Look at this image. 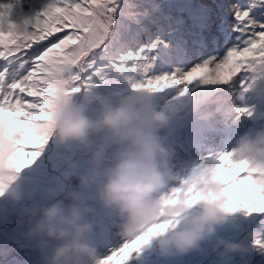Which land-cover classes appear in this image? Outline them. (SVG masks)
<instances>
[{
    "label": "snow or ice",
    "instance_id": "1",
    "mask_svg": "<svg viewBox=\"0 0 264 264\" xmlns=\"http://www.w3.org/2000/svg\"><path fill=\"white\" fill-rule=\"evenodd\" d=\"M12 7L0 2V127L16 148L11 163L18 170L32 165L48 144L34 128L43 123L54 81L62 77L73 93L91 88L94 78L103 80L113 69L141 91L180 84L185 91L194 84L229 91L243 87L252 70L264 68V0H48L19 25L9 21ZM209 168L224 185L226 210L264 213V188L253 184L245 165L232 161L227 150L193 174ZM192 179L169 196L193 203ZM166 227L154 226L110 248L101 264H127ZM254 244L264 249V240Z\"/></svg>",
    "mask_w": 264,
    "mask_h": 264
},
{
    "label": "clouds",
    "instance_id": "2",
    "mask_svg": "<svg viewBox=\"0 0 264 264\" xmlns=\"http://www.w3.org/2000/svg\"><path fill=\"white\" fill-rule=\"evenodd\" d=\"M54 87L44 121L34 132L46 135L48 142L82 146L88 166L75 176L78 183L73 186L66 183L76 169L75 161L71 162L60 174L54 202L21 212L27 217L22 221L25 237L35 241L41 264H101L91 243L93 225L85 219L90 212L86 195L90 190L100 207L115 218L118 235L125 241L137 239L154 226L168 225L144 244L154 243L165 258L198 250L235 212L226 210L224 185L210 168L190 175L197 197L193 203L169 196L185 179L169 166L172 148L158 134L166 117L152 108L148 101L151 92L133 88L117 105L102 106L93 119L86 114L92 103L90 88L73 93L67 77L54 81ZM237 96L244 103L234 105V110L245 109L238 113L249 119L264 103V68L249 73ZM98 136L103 142L94 140ZM227 151L232 161L245 165L253 184L264 188V123L238 135ZM15 156L16 148L6 129L0 127V197L13 202L20 199L17 181L26 168L18 170L12 165ZM216 244L222 248L218 253L221 260L240 248L223 240Z\"/></svg>",
    "mask_w": 264,
    "mask_h": 264
},
{
    "label": "rangeland",
    "instance_id": "3",
    "mask_svg": "<svg viewBox=\"0 0 264 264\" xmlns=\"http://www.w3.org/2000/svg\"><path fill=\"white\" fill-rule=\"evenodd\" d=\"M8 1L9 2H16L17 3V9H19L20 11H22V10L25 11V9H22L21 7H19V5L21 3H23V2L29 3L30 2V0H12V1L8 0ZM0 2H3V0H0ZM32 3H37V4H30L29 7H28V11L24 12V16L23 17H21V16H19V15H17V14L12 12V15L11 14L9 15V20L12 21L13 23L17 24V25L23 23V21L26 20V19L30 20L37 13L42 11L43 7L48 3V0H42L40 4H38L37 0H34ZM20 13H22V12H20ZM18 19L23 20V21L20 22V21H18ZM29 26H30V24L27 25V27H29ZM176 66H183V65L176 64ZM163 70H166V69H163ZM113 74H116L115 83L120 84V85L124 86L127 90L132 91L133 87L128 83V80L126 78L127 74H121L118 70H115V69L106 72L107 76H112ZM199 86H203V85H199ZM176 88H177V92L181 93L182 95L186 92L185 91V86L183 84L176 85ZM162 91H163V93L166 92L165 89L162 90ZM158 94H159V91L153 93V96H158ZM190 97H191V95L187 96V99L190 98ZM155 107L159 108V104L155 105ZM259 111H260V108L258 106V108L255 110L254 114L256 116H259L260 115ZM219 115L222 116L221 113H219ZM206 116H207V114L203 115L202 119L205 120ZM242 118H244V117H242ZM230 126H231L230 128H238L236 124H232ZM227 128H229V127H226V129ZM176 137H177V135L173 136L174 139H176ZM189 138H190V136H188V137L187 136H182L180 141L178 142V145L174 146L175 153H173V154L180 153L185 141L187 142ZM161 140L163 141L164 144L167 145L166 140H163V139H161ZM232 145H233V143L230 144V147H228L227 150H229ZM79 147H82V146H80L78 144H75V143H67V144H64V145H60L55 140L49 141L48 144L46 145L45 149L43 150L42 154L37 158V160L34 161L32 165H30V166L26 167L25 169H23L22 172L20 173L19 179L17 181L18 191L20 192V198H25L26 196H31V197H35L36 198L39 195V193H41L43 188L36 183L35 176H37V179L40 182L46 183V182H48V177H43L41 175V173L42 174H48V173L51 172L54 175H58L59 172H61V173L65 172L66 167H67V161L70 160V158H72L73 155L66 154L64 156H58L57 155L58 148H60V150H62V149L71 150V149H77ZM57 157H61V162H62V164L64 166V167H62L60 169H57V165H56ZM47 165H49L50 170H44V168ZM241 176H243L242 173H241ZM72 182H73L72 179H70L68 181L69 184H71ZM46 191L49 192V198H50V202H51L53 200V198H54L53 197V193L56 192L55 191V186L52 187V188H51V186H47L46 187ZM0 200L11 201L6 196L5 197H0ZM44 203L45 202H42V204H44ZM32 206L33 205L31 204L30 207H32ZM23 209L24 210L25 209H29V207L24 206ZM2 210L6 211L7 210V206L4 205L2 207ZM13 214H15V212L10 213L8 210L5 213L0 214V224L3 223V222H9L10 219H11V215H13ZM99 216H100V219H99V222H98L99 227H103L105 232H106V234L103 236V238L106 241H111L113 239V236H110L108 234V230L112 229L113 225H107L106 220H105L107 215H99ZM13 217H15V216L13 215ZM111 219H112V217H111ZM108 222H110V221H108ZM22 239L24 241L28 240L25 236H22ZM25 243H26V241H25ZM0 245H3L6 249H8L6 243L5 244H0ZM109 249L110 248L104 249V250L102 249V251L100 253H98L99 256L102 257L103 255H105V253ZM3 259H4V255H2L0 253V262H2ZM127 264H135L134 263V259L130 258L127 261Z\"/></svg>",
    "mask_w": 264,
    "mask_h": 264
},
{
    "label": "bare ground",
    "instance_id": "4",
    "mask_svg": "<svg viewBox=\"0 0 264 264\" xmlns=\"http://www.w3.org/2000/svg\"><path fill=\"white\" fill-rule=\"evenodd\" d=\"M30 4H37V3H26V2H23V3H21L19 5V7H21L22 9H25V12H27L28 11V7H29ZM231 100H232V98L230 96H226V98L223 100V102L225 104H228L229 102H231ZM191 125H193L194 128L198 129L199 132L203 135V136H201L199 134H195L194 138L197 139L199 142H201L203 140L204 154L205 153L207 154V153L219 152L220 150H224V149L230 147V144L234 143L235 138L238 135H240L241 133L246 131L243 128H227V129H224V127H218L215 120L212 121V122L205 123V124H203L201 126H197L195 124H191ZM254 127H259V125L248 126V129H252ZM174 142H175L174 138H171L167 142L168 145L171 146L173 153H175V149H174V145H173ZM180 157H181L180 153L172 154V156L169 159V162L172 159H179ZM46 170H49V168L47 167ZM83 171H84V169H83ZM45 177H48L49 186H51V188L55 186L56 191H58V189H59V187H58L59 180H57V178H55L51 174H46ZM70 178H73V177L70 176ZM91 193L92 192L89 191V193L86 194L87 198L92 196ZM93 200L95 201L96 204H98L97 201L95 200V197L93 198ZM4 205L7 206V208L10 205L18 206L20 210H24L23 209L24 205H23V203H20L19 200L16 201V202L0 200V214L4 213V211L2 210V207ZM105 215L108 216V217L106 216V218H105L106 221L112 220V219L115 220V218L112 217L111 215H108V213L105 214ZM111 217H112V219H111ZM10 222H11V220H10ZM10 222H9V225H10ZM91 224L93 225V231L91 233V242H94V238L96 236L95 229L98 227V224L95 225L93 222ZM9 225H8V228H9ZM22 229H23L22 227L18 226L17 230H22ZM17 230L13 229V231H11V232H15ZM109 232L110 233H108V234L110 236H113V235L116 234V232H118V228L117 227H113L112 229H110ZM8 237H9V235L7 233V234L4 235V238L3 237L0 238V243L1 244H5V243L7 244V248L8 249H6L3 245H0V252H1L2 255H4V258H7V259H8V257H12L13 258L14 256L17 255L15 252H13L11 250L12 249V246L10 244L11 241L10 240L6 241V238H8ZM34 244H35V241H34ZM23 250H25L24 247H22V249L19 248L18 252H21ZM19 258L25 260V264H27V263L28 264H41L39 252L35 253L34 256H32L31 258H27L25 256H19Z\"/></svg>",
    "mask_w": 264,
    "mask_h": 264
},
{
    "label": "trees",
    "instance_id": "5",
    "mask_svg": "<svg viewBox=\"0 0 264 264\" xmlns=\"http://www.w3.org/2000/svg\"><path fill=\"white\" fill-rule=\"evenodd\" d=\"M60 174H61V172L58 173V177L59 178L57 180L61 179ZM72 177L73 178H70V177L68 178L67 183H68V181L70 179H72L73 180V182H72L73 184L72 185L74 186V185H76L78 183V181L75 179V176H72ZM67 202L68 201H65V203H67ZM48 203H50V201L47 202L46 204H48ZM41 206H43V205H41ZM33 207H37L38 208L40 206L35 205V202H34V205L32 206V208ZM26 219H27L26 216H16V217H13L11 219L10 225L8 224L9 228H8V225H6L5 227L0 226V238L1 237L4 238V235L8 233L9 237L6 238V241H9V240L11 241L10 242V244L12 246L11 250L17 254L13 258L9 257L8 259H5L3 264H25V260L20 259L19 256H25L27 258H31L32 256H34L35 253L38 252L37 248H36V246L34 244V241L25 240L26 241V243H25V241L22 239V236H25V232H26L25 223H23L22 221H24ZM12 224H14V225H12ZM19 225L23 226L22 230H17ZM13 229L17 230V231L11 232V231H13ZM25 245H26L27 248L25 247ZM29 246H30V248H29ZM22 247H24L25 250H23L21 252H18L19 248L22 249ZM206 254H207V248L203 247V248H201L200 250H198L196 252L193 251V254H192V257H191V262L185 260L184 258L179 259L178 256H174L176 259H175L173 264H215L209 258H206V256H204Z\"/></svg>",
    "mask_w": 264,
    "mask_h": 264
}]
</instances>
